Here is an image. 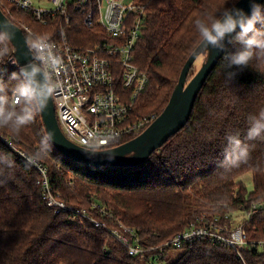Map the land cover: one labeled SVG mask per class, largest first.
I'll return each mask as SVG.
<instances>
[{
  "label": "trees",
  "instance_id": "1",
  "mask_svg": "<svg viewBox=\"0 0 264 264\" xmlns=\"http://www.w3.org/2000/svg\"><path fill=\"white\" fill-rule=\"evenodd\" d=\"M236 2L229 0L225 7ZM224 3L146 0L134 62L147 71L149 82L138 98L135 117L158 116L163 111L186 60L200 43L196 20L216 14ZM9 9L12 18L6 15L15 25L25 23L38 35L58 36L59 18L40 25L30 15L10 5ZM69 13L72 21L66 33L76 49L108 41V34L100 27H85L83 15L74 7ZM256 27L264 30L259 23ZM7 47L11 48L9 44ZM239 48L240 44L230 43L225 52ZM223 57L204 82L188 122L137 166L81 164L59 153L50 141L44 149L47 134L40 112L18 133L0 127V135L31 157L44 149L37 160L46 166L48 186L60 200L89 209L109 228H118L119 224L132 228L143 248V253L131 256L107 230L80 224L67 213H55L42 199L43 187L36 169L0 140V157L11 162L9 167L0 161V264H145L151 258H164V253L157 250L160 244L190 224L205 225L215 216L220 226L243 224L249 241L244 261L228 248L198 241L181 248L183 253L170 264H264V243H259L264 241V134L247 139L249 118L264 111V62L254 59L243 69L233 66L230 71L236 75L229 81ZM194 64L187 81L198 70ZM18 71L3 75L10 97L17 83L11 75ZM237 134L248 145L249 158L237 167L226 166L222 162L227 137ZM246 173L251 174L250 189L238 181ZM94 203L106 207L107 215L96 214L91 209ZM253 204L260 205L259 210L247 217ZM227 214L230 217L225 218ZM149 248L153 249L145 251Z\"/></svg>",
  "mask_w": 264,
  "mask_h": 264
},
{
  "label": "built area",
  "instance_id": "2",
  "mask_svg": "<svg viewBox=\"0 0 264 264\" xmlns=\"http://www.w3.org/2000/svg\"><path fill=\"white\" fill-rule=\"evenodd\" d=\"M9 5L18 12L30 15L40 25H47L59 17L62 21L57 37L41 36L27 24H18L30 43L36 37H46L54 46V54L62 62L58 74H54L62 89L58 90L53 103L59 125L68 140L89 150L110 149L137 135L155 120L156 115L134 116L138 98L149 82L147 71L141 70L134 62V47L142 29L146 0H0L1 10L5 7L4 14L12 18ZM70 7L83 15L85 27L98 26L103 29L108 34V41L86 49H76L66 33V26L72 21ZM0 68H6L5 73L19 70L11 49ZM0 140L18 158L36 169L40 175L39 182H42V199L55 213H67L80 224L87 223L107 230L131 256L143 253L135 230L122 224L118 228H109L89 209L66 204L49 188L47 168L42 162L34 159L30 163L28 158L31 156L10 139L0 135ZM259 207L253 204L247 217L257 212ZM91 209L101 216L107 215V208L98 203H94ZM261 212L264 215V210ZM215 217L205 225L190 224L186 230L160 244L157 250L165 255L168 250L181 249L201 241L228 248L244 261V251L249 241L243 224L228 228L218 225ZM228 217L230 214L225 216ZM259 243L263 244L264 241Z\"/></svg>",
  "mask_w": 264,
  "mask_h": 264
},
{
  "label": "clouds",
  "instance_id": "3",
  "mask_svg": "<svg viewBox=\"0 0 264 264\" xmlns=\"http://www.w3.org/2000/svg\"><path fill=\"white\" fill-rule=\"evenodd\" d=\"M224 5L217 10L216 14L197 19L195 24L200 37L197 54L209 57V48L224 50L225 39L235 33L228 43L241 45L235 52H225L223 62L227 80H231L236 73L230 71L233 66L238 68L249 67L254 59L264 62V30L256 27L259 23L264 25V12L262 6L253 3L251 14L247 15L242 9ZM219 13V15H217ZM11 25L7 21H0V64L9 49L7 44L11 41L14 33L10 31ZM239 29V31H237ZM53 45L46 37H36L29 44L31 59L19 71L11 75V79L17 83L11 89V97L7 85L3 80L6 68H0V127H10L14 132L33 122L37 112L45 110L49 102L57 95L62 85L54 74H58L62 62L53 52ZM19 110H17V106ZM250 127L247 131V139L254 140L264 134V111L258 117H250ZM54 139V133H49L44 140V149H47L49 141ZM228 146L225 149V158L222 162L226 166L237 167L249 158V147L239 139V134L227 137ZM44 149L36 154L35 158H28L34 162L41 156ZM0 161L11 166V162L0 157Z\"/></svg>",
  "mask_w": 264,
  "mask_h": 264
},
{
  "label": "water",
  "instance_id": "4",
  "mask_svg": "<svg viewBox=\"0 0 264 264\" xmlns=\"http://www.w3.org/2000/svg\"><path fill=\"white\" fill-rule=\"evenodd\" d=\"M253 3L262 6L264 0H237L234 6L242 9L245 14L250 15ZM232 7L233 5L230 8ZM0 21H7L12 26L10 31L14 33V36L9 42L10 49L15 56L18 66L25 65L31 59L29 44L25 34L19 26L15 25L4 14L1 8ZM233 36H235V33L226 37L224 50L213 49L210 46L209 57L205 55L200 68L187 81L191 66L201 55L197 54L199 44L196 46L195 50L186 60L180 72L178 82L163 111L141 134L129 142L104 150H89L71 142L66 138L59 125L52 99L47 108L40 112L47 136L49 133H54V139L50 143L59 153L67 158L89 166H137L143 163L188 122L204 82L219 60L224 56L230 44L228 41Z\"/></svg>",
  "mask_w": 264,
  "mask_h": 264
},
{
  "label": "rangeland",
  "instance_id": "5",
  "mask_svg": "<svg viewBox=\"0 0 264 264\" xmlns=\"http://www.w3.org/2000/svg\"><path fill=\"white\" fill-rule=\"evenodd\" d=\"M59 19H60V17H59ZM60 22H61V20L58 23L60 24ZM203 59H205V56H202V57H199L196 59L195 64H194L195 68H196L195 70L200 68V66L203 62ZM238 180L244 182V185L248 189L252 188L251 187L252 181H251V174L250 173H246V174L239 176ZM182 253H183V251L181 249H171V250L166 251L164 258L162 260H157L156 258H151L149 263H145V264H170L171 262L175 261Z\"/></svg>",
  "mask_w": 264,
  "mask_h": 264
},
{
  "label": "crops",
  "instance_id": "6",
  "mask_svg": "<svg viewBox=\"0 0 264 264\" xmlns=\"http://www.w3.org/2000/svg\"><path fill=\"white\" fill-rule=\"evenodd\" d=\"M238 181H240V180H238ZM242 182V181H241ZM244 183V182H243Z\"/></svg>",
  "mask_w": 264,
  "mask_h": 264
}]
</instances>
